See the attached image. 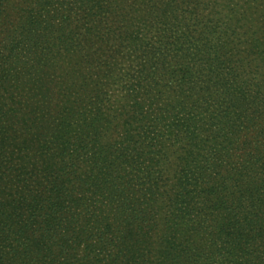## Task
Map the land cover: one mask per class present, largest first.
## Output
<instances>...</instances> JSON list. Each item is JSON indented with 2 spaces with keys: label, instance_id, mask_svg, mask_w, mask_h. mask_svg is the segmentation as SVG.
Returning <instances> with one entry per match:
<instances>
[{
  "label": "trees",
  "instance_id": "trees-1",
  "mask_svg": "<svg viewBox=\"0 0 264 264\" xmlns=\"http://www.w3.org/2000/svg\"><path fill=\"white\" fill-rule=\"evenodd\" d=\"M86 2L98 17L99 0ZM188 2L167 6V19L154 22L153 37L175 52V65L166 51L160 61L159 46L148 53L151 83H137L135 93L152 98L132 99L136 113L121 124L119 141L122 113L75 85L71 66L84 54V34L70 29L74 0H0V264H264V137L252 127L264 111L250 99L222 110L206 102L209 90L196 89L216 71L191 63L208 55L212 38L192 37L189 23H176ZM128 31L124 41L141 44ZM250 44L264 59L258 31ZM159 101L162 114L153 120L171 116L189 140L174 195L163 203L158 160L143 149L150 153L159 135L142 132L146 143L136 130L144 128L140 111L147 106L153 115ZM166 203L171 217L159 230Z\"/></svg>",
  "mask_w": 264,
  "mask_h": 264
},
{
  "label": "rangeland",
  "instance_id": "rangeland-1",
  "mask_svg": "<svg viewBox=\"0 0 264 264\" xmlns=\"http://www.w3.org/2000/svg\"><path fill=\"white\" fill-rule=\"evenodd\" d=\"M74 3L73 9L70 11L72 16L70 29L75 32L79 31L77 32L80 33L79 36L84 34L82 38L79 37L84 54L74 56L73 60L77 59L78 61L72 62L73 66H71L76 68L74 73L79 79L78 84L76 82L75 85L78 88L85 85L86 94H100L104 105L110 104L111 108L122 113L117 121L120 125L117 126L113 135L115 140L121 141L124 132L121 124L136 113V109L131 105L132 99L137 96L136 99H141L147 103L152 98V91L135 93L136 90L141 89L135 88L137 83L140 85L141 83L146 85L151 83V69L155 61L153 62L148 53H151L154 47L159 46V50H161L160 61L166 56L162 54L166 51L165 53H168L172 58L170 67L175 65L172 63L177 57L175 52L154 38V22L158 19H167L164 13L167 6L170 7L175 4L174 7L177 5L181 9H185V5L183 0H177V3H174V0H99L98 3L101 8L93 11V14L97 13L99 16L94 17L90 15L91 11H89V4L86 0H74ZM186 8H189V11L184 14L177 11V19L169 17L168 21L173 22L175 20L177 23L178 20L181 24L184 21L189 23V35L192 37L203 34L212 38L210 47L207 48L208 55L203 57L201 54V58L199 55V59H194L191 62L193 67L198 69V67L203 66L206 70L208 65H212L215 68L211 71L221 73L225 77L222 78L216 73L211 74L209 72L208 77L199 81L200 84L196 89L209 90L211 95H208L209 99L206 102L217 101L221 103L219 108L222 110L231 103L230 101L235 104V102L241 103L250 99L251 107L264 111V59L255 53L250 44L253 31H258L264 40V0H189ZM1 11L0 8L2 16L3 12L1 13ZM194 15L196 19L193 18ZM1 19L0 17V30L5 25V23L1 24ZM141 20H145V27H143V23H139ZM251 24L254 25L253 28ZM167 25L169 26V24ZM125 27L129 30L127 35L132 33L133 37L136 34L140 36L142 45L137 41L133 43L134 40L132 39L134 38L130 40V43L124 41ZM88 29L92 30L89 34H87ZM180 30H184L181 25H179L178 32ZM89 39L96 42L95 55H91L95 46H91ZM102 39L104 42L101 41ZM122 40L125 43L122 44ZM199 42L203 43L204 41L199 40ZM222 46V50H219ZM92 57L96 58L94 62H92ZM148 57L150 58L147 60ZM215 63L219 64L216 66ZM222 65L223 68H221ZM155 75L159 77L160 73ZM177 85L174 80L171 82L173 88ZM182 89L185 88L182 87ZM232 93L233 98L230 96ZM179 100L185 101L182 94ZM174 101H177V98H174ZM166 103L167 101L164 105ZM161 105L163 104L159 101L158 105L152 106L153 115L147 106L145 110H141L138 116L144 117V119L140 121L139 127L144 126V128L143 131L141 128L136 130L142 142L146 143L148 140L144 139L142 132L156 131L154 133L159 135L158 144L150 150V153H148L149 148H141L144 149L146 158L153 157L158 160L157 168L160 171L159 175L162 176L160 182L162 181V185L167 191L165 192L167 197L163 198V201L161 200L163 203L170 200V197L174 195L189 140L188 133L181 127H177L176 121L171 116L159 122L153 120L155 116L160 117L162 114L161 110L159 112L156 110V107L161 108ZM255 121V125L252 126L253 130L257 135L264 137V118ZM137 122L138 120H134L132 123L137 126ZM111 131L112 127L108 130L107 135ZM170 206L172 207L169 203L164 204V208L159 212V230L164 219L167 216L171 217ZM173 221L171 222L172 227L169 226L180 230L182 226L174 225L176 222ZM170 233L174 234L172 230Z\"/></svg>",
  "mask_w": 264,
  "mask_h": 264
}]
</instances>
